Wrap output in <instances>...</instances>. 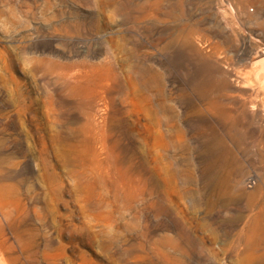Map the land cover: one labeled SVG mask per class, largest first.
Instances as JSON below:
<instances>
[{
	"label": "rangeland",
	"instance_id": "1",
	"mask_svg": "<svg viewBox=\"0 0 264 264\" xmlns=\"http://www.w3.org/2000/svg\"><path fill=\"white\" fill-rule=\"evenodd\" d=\"M0 264H264V0H0Z\"/></svg>",
	"mask_w": 264,
	"mask_h": 264
}]
</instances>
